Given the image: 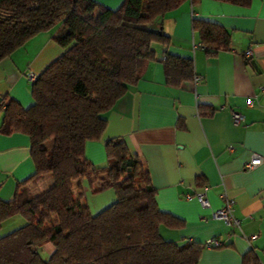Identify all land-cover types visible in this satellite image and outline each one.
<instances>
[{
  "label": "trees",
  "instance_id": "1",
  "mask_svg": "<svg viewBox=\"0 0 264 264\" xmlns=\"http://www.w3.org/2000/svg\"><path fill=\"white\" fill-rule=\"evenodd\" d=\"M184 1L122 0L110 8L97 0H0V60L38 32L62 27L54 36L62 52L32 80V103L23 106L10 95L0 99V133L26 134L35 166L11 198L0 197V228L10 217L23 219L0 234V264L198 263L205 242L160 234V225L180 228L185 221L158 208L146 166L123 139L104 142L102 165L84 153L86 141L102 138L106 111L138 81L146 63L158 59L156 46L165 48L159 61L168 85L194 79L192 58L169 52L170 37L161 27L151 28ZM192 28L206 53L229 48L224 26L194 17ZM47 174L52 183L33 193L31 186ZM81 180L93 192L113 189L116 199L92 213L74 195V182L77 197L82 194ZM45 240L54 246L47 258L38 249ZM241 262L260 264L252 249Z\"/></svg>",
  "mask_w": 264,
  "mask_h": 264
},
{
  "label": "crops",
  "instance_id": "2",
  "mask_svg": "<svg viewBox=\"0 0 264 264\" xmlns=\"http://www.w3.org/2000/svg\"><path fill=\"white\" fill-rule=\"evenodd\" d=\"M97 1L110 8L122 2ZM194 17L224 26L230 34L229 48L206 53L192 28ZM153 24L170 37L169 52L192 58L194 77L200 78L168 85L159 61L165 48L156 46L158 59L148 61L138 81L106 111L102 138L86 141L85 156L102 165L104 142L123 139L146 166L158 208L185 221L180 228L160 225V234L178 242L216 238L223 244L204 247L197 264H242L241 255L250 249L264 264V0H251L248 5L221 0L193 5L185 0ZM61 28L38 32L0 60V99L10 95L23 106L32 103L28 72L38 75L61 54L54 40ZM208 107L213 108L210 114L204 113ZM233 111L243 113L244 119L235 123ZM253 152L263 160L246 169ZM34 171L28 136L0 133V197L11 198L17 182ZM196 178L202 186L196 185ZM51 183L52 177L45 175L31 191L39 192ZM81 185L80 201L92 213L116 199L111 188L93 192L85 180ZM201 187H206L208 205L195 197ZM224 190L235 200L231 212L237 222L226 224L213 216L223 203ZM22 223L21 217H10L0 234Z\"/></svg>",
  "mask_w": 264,
  "mask_h": 264
},
{
  "label": "built area",
  "instance_id": "3",
  "mask_svg": "<svg viewBox=\"0 0 264 264\" xmlns=\"http://www.w3.org/2000/svg\"><path fill=\"white\" fill-rule=\"evenodd\" d=\"M246 54H250L251 51L250 50H246L245 52ZM36 74L33 73L32 71L28 72V78L33 80L36 78ZM200 77L199 76H195L194 80L197 81ZM251 103V101H249ZM244 119V115L243 113L239 112V111H233L232 112V120L237 123L240 122ZM263 160L262 155H260L259 153L253 152L251 153V156L249 158V160L246 162L245 167L246 169H252L255 166H257L258 164H260ZM206 187H201L198 188L196 190L195 193V197L196 199L202 204V205H208V201L204 196V192H205ZM190 196V195H188ZM221 198H222V205L220 208L216 209L213 212V216L216 218H219L221 220H223L226 224H230L232 221L237 222V220L233 217L231 209H232V205L234 203V198L231 197L226 190L222 191L221 193ZM256 235L253 234L251 235V237H255ZM206 247H210L212 245H218L220 244V242L216 239V238H209L205 241Z\"/></svg>",
  "mask_w": 264,
  "mask_h": 264
},
{
  "label": "rangeland",
  "instance_id": "4",
  "mask_svg": "<svg viewBox=\"0 0 264 264\" xmlns=\"http://www.w3.org/2000/svg\"><path fill=\"white\" fill-rule=\"evenodd\" d=\"M47 175H49V174H47ZM42 179H43V177H42ZM42 179H41V180H42ZM73 191H74V195H75V197L80 199V197H77L78 190H77V187H76V185H75V182H74V188H73ZM18 217H20V216H18ZM38 249H39V251L41 252V254H42L44 257L47 258V257H49L50 254L52 253V251H53V249H54V246H53V244H52L50 241L45 240V241H43V242L40 243Z\"/></svg>",
  "mask_w": 264,
  "mask_h": 264
},
{
  "label": "water",
  "instance_id": "5",
  "mask_svg": "<svg viewBox=\"0 0 264 264\" xmlns=\"http://www.w3.org/2000/svg\"><path fill=\"white\" fill-rule=\"evenodd\" d=\"M153 30H156L155 28V24H152V27H151Z\"/></svg>",
  "mask_w": 264,
  "mask_h": 264
}]
</instances>
